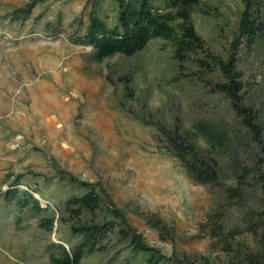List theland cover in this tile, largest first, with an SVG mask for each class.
Returning <instances> with one entry per match:
<instances>
[{
	"label": "rangeland",
	"instance_id": "obj_1",
	"mask_svg": "<svg viewBox=\"0 0 264 264\" xmlns=\"http://www.w3.org/2000/svg\"><path fill=\"white\" fill-rule=\"evenodd\" d=\"M31 4L28 20L11 19ZM85 5L86 0H0V264H48V244L66 249L77 244L64 222V202L80 193L61 181L58 171L105 189L145 243L162 255L213 257L200 225L223 203L240 168H254L259 149L247 144L221 97L171 81L165 41L154 39L130 57L94 61L91 47L76 42L88 21ZM241 9L240 0H200L190 21L207 47L222 54ZM106 14L112 24L113 10ZM241 70L246 100L264 128V40ZM173 118L216 160L220 187L191 183L157 147L156 125H170ZM18 176L17 188L46 207L42 217L53 218L51 233L39 228L38 217L4 202L2 193ZM258 199V192L246 195L248 205ZM151 216L172 231V241L159 240L147 224ZM81 264L145 261L119 245Z\"/></svg>",
	"mask_w": 264,
	"mask_h": 264
},
{
	"label": "trees",
	"instance_id": "obj_2",
	"mask_svg": "<svg viewBox=\"0 0 264 264\" xmlns=\"http://www.w3.org/2000/svg\"><path fill=\"white\" fill-rule=\"evenodd\" d=\"M200 0H86L87 24L78 44L91 47L94 61L100 63L115 55L130 57L142 51L154 39L171 48L175 84L192 83L211 96L221 97L240 131L259 149L254 168L241 167L235 185L226 188L223 203L205 216L200 230L210 240L214 256L186 257L162 255L145 243L143 236L130 224L126 213L118 208L109 193L98 184L64 177L61 181L79 191L64 202L69 233L77 244L66 249L62 244L45 247L48 264H81L94 254L104 255L108 248L122 245L132 254L144 257L145 264H264V128L259 112L246 100L248 84L242 63L264 40V2L240 0L242 9L236 19L224 53L210 50L190 21L192 8ZM114 12L108 24L106 9ZM34 5L13 12V21H26ZM128 89V88H126ZM132 98L129 91L126 94ZM157 147L172 157L193 184L216 188L221 186V172L210 153L202 152L182 130L178 118L170 125H156ZM16 177L2 193L6 204L19 213L39 218V228L51 233L53 218L42 217L45 209L28 190L17 187ZM250 181V182H249ZM258 192L259 199L248 205L246 195ZM233 224L230 223V217ZM19 219H17L16 223ZM147 224L161 242L172 241V231L160 219L151 216ZM119 253V252H118Z\"/></svg>",
	"mask_w": 264,
	"mask_h": 264
},
{
	"label": "built area",
	"instance_id": "obj_3",
	"mask_svg": "<svg viewBox=\"0 0 264 264\" xmlns=\"http://www.w3.org/2000/svg\"><path fill=\"white\" fill-rule=\"evenodd\" d=\"M45 207V206H44Z\"/></svg>",
	"mask_w": 264,
	"mask_h": 264
}]
</instances>
